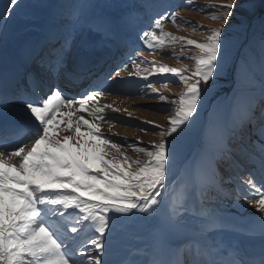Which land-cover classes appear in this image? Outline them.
Returning <instances> with one entry per match:
<instances>
[{"label":"snow or ice","instance_id":"6c2138e0","mask_svg":"<svg viewBox=\"0 0 264 264\" xmlns=\"http://www.w3.org/2000/svg\"><path fill=\"white\" fill-rule=\"evenodd\" d=\"M21 3L22 0H6L0 22L6 23ZM185 7L193 11L214 9L211 18L220 21V26L194 25V30L201 31L202 42L175 36L164 32L162 27L164 21L176 23L179 12L172 11L156 19L152 30L143 31L139 39L150 54L162 50L166 41L169 45L183 41L194 46L197 54L185 57L194 61L191 74L187 73V66L181 70L158 65L156 61L129 59L135 69L129 76L146 73L143 79L147 81L148 76L156 73L172 74L171 78L158 77L162 87L167 88L168 83L183 85L178 97L169 101L166 127L154 121L143 122L152 125L159 136V143L150 147L138 146L139 141L136 145L129 144L126 138L113 140L96 123L77 115L87 112L94 121L123 122L103 115L105 107L112 105L98 106L99 98L109 94L102 86L86 91L76 100L64 95L60 84H48L49 92L39 96L40 85L49 79L62 81L68 88L90 72L89 59L73 52L83 29L80 15L75 11L66 15L63 29L50 49L33 61V69L25 70L23 81L16 82L17 89L23 83L37 98L22 101L23 114L30 123L10 126L21 137L20 146L9 151L6 145H0L4 149L0 150V264H109L104 260L108 237L122 227L124 219L137 213L148 214L154 220V234L163 241L160 251L143 264H222L216 258L222 255L220 249L209 243L210 220L206 214L180 200L174 201L164 215H158L157 209L168 192V177L175 166L179 137L199 115L217 78L229 70L238 55L230 29L244 31L257 16L264 27V0H220L205 6L186 0ZM261 63L264 65V39ZM141 64L152 67L141 68ZM123 67L127 69L129 64ZM145 86L157 93L160 100L168 99L159 95L151 81ZM7 94V88L0 90V99ZM89 102L96 103L89 107ZM6 111V104L0 103V118ZM249 124L253 134L264 136V110L259 117L253 112ZM85 127L87 130L81 131ZM61 132L69 134L61 136ZM121 148L131 149L144 159L132 160ZM109 156L112 158L108 159ZM14 158H19L18 164L12 163ZM215 163L219 172L221 167L227 171L238 161L234 153L222 149ZM260 169L264 171V157L260 159ZM245 185L250 193L245 199L264 214V176L258 183L255 173H250ZM258 218L264 230V215ZM121 264L135 262L126 260Z\"/></svg>","mask_w":264,"mask_h":264},{"label":"rangeland","instance_id":"374dc122","mask_svg":"<svg viewBox=\"0 0 264 264\" xmlns=\"http://www.w3.org/2000/svg\"><path fill=\"white\" fill-rule=\"evenodd\" d=\"M76 1L72 0L71 5L65 7L62 0H58V3L55 0H22L10 19L6 23L0 22V90L8 89V94L0 99V103L6 104L7 108L0 122L9 118L29 121L23 114L22 101L34 100L37 96L25 88L23 83L17 89L16 82L23 81L25 70L33 69L35 67L33 61L50 49L55 37L61 32L60 26L63 27L66 15L74 6L78 7ZM219 2L220 0H193L196 6ZM5 4L6 0H0V13L4 11ZM185 4L186 0H86L84 5L80 6L81 10L77 12L83 29L77 36L73 52L79 54L83 50L84 56L91 61L104 51L111 50L115 54L106 65L108 69L105 68L103 74L101 71L85 82L79 80L80 84L74 86L73 91L72 87L65 88L62 81L49 79L40 85L39 96L43 97L49 92L48 84H60L64 95L79 100L86 91L95 89V84L100 85L109 94L99 98L98 106L112 105V108L105 107L103 115L123 122L109 124L94 121L87 112H80L77 115L96 123L100 131L113 140L121 141L122 138H126L127 143L134 145L139 141L138 146L143 147L159 143V136L153 130V126L143 122L154 121L156 125L166 127V117L170 114L166 110L171 107L169 101L178 97L183 85L168 83L167 88L162 87L158 77L164 75L171 78L172 74L156 73L148 76L147 81L143 79L146 73L140 77L129 76L130 72L135 71L129 59L132 57L137 61L140 59L156 61L158 65L181 70L187 66V73L191 74L194 70V61L185 57L197 54L198 50L194 46H188L183 41L169 45L166 41V46L162 50L150 54L143 47V41L139 39L143 31L152 30L151 26L156 19L172 11L179 12L176 23L164 21L162 27L164 32L175 36L202 42L201 31L199 28L194 30V25H203L204 28L220 26V21L211 18L210 12L214 9L193 11L190 7H185ZM56 17L60 19V23L59 25L55 23L57 28L54 30L51 25ZM180 18L191 23H183ZM156 31L159 33L160 30ZM230 31L235 36L238 55L229 70L217 78L209 98L199 109V115L179 137L180 146L175 166L168 177V192L164 194L163 203L157 209L158 215L166 214L171 208L174 196L178 194L177 190L184 184L183 177L189 175L196 181V174L202 164L199 157L209 159L215 176L211 181L212 188L202 198L199 211L211 219L209 243L220 249L221 253L233 251L227 245L230 242L229 237L247 240L258 238V234L264 237V230L258 218L264 214L259 213L257 208L245 199V195L250 194L245 185L249 174L254 172L258 183L264 176V171L260 169V159L264 157L262 149L264 136L253 134L249 124L253 112L259 117L264 110V65L261 63L264 27L257 16L249 22L244 31H239L235 27ZM173 53L181 58L176 59ZM124 64H129V67L125 69ZM140 67L151 69L152 65L141 64ZM117 72L119 76L116 75ZM148 81L155 85L159 95L168 99L160 100L157 93H153L145 86ZM84 88H87L86 91ZM94 103L96 102H89L88 106L91 107ZM60 127L63 128L64 125ZM141 128L149 130L145 132L141 131ZM5 129L0 128V145H6L9 151L14 150L20 146L21 137L14 134L10 128ZM86 130V127L81 128V131ZM68 134L60 133L61 136ZM24 142L31 147L30 141L25 139ZM221 149L234 153L238 163L227 171L221 167L217 172L215 162L220 159ZM121 152L132 160L144 159L131 149L121 148ZM107 158L111 159L112 156ZM12 163L18 164L19 158H14ZM153 223L154 220L148 214L141 213L124 219L122 227L108 237L109 247L104 260L109 264H121L130 257L129 260L135 264H143L157 254L163 241L155 236ZM217 234L227 237L226 242L217 243L213 238ZM229 259L239 261L233 255H230Z\"/></svg>","mask_w":264,"mask_h":264},{"label":"trees","instance_id":"16d2710c","mask_svg":"<svg viewBox=\"0 0 264 264\" xmlns=\"http://www.w3.org/2000/svg\"><path fill=\"white\" fill-rule=\"evenodd\" d=\"M55 1L56 3H58V0ZM71 1L72 0H62V3L65 5V7H69L71 5ZM85 1L86 0H77L76 2L78 7L74 6L71 10L79 12L81 10L80 6L84 5ZM59 20L60 19L56 17L55 21L53 20V26L59 25ZM60 28V31H62L63 27L60 26ZM199 159V161H202V164L200 165L201 168L197 173L198 177L196 174V181H193L189 175H185L183 177L184 184H182V186L177 190L178 194L174 196V201L180 200L181 202H187L190 206L195 207L198 210L200 208V204H202V198L205 195L206 189H209V187L211 186L212 178H214L215 176L211 168L213 167V165L211 164L210 160L201 159V157H199ZM207 211L209 212V209Z\"/></svg>","mask_w":264,"mask_h":264},{"label":"bare ground","instance_id":"6f19581e","mask_svg":"<svg viewBox=\"0 0 264 264\" xmlns=\"http://www.w3.org/2000/svg\"><path fill=\"white\" fill-rule=\"evenodd\" d=\"M139 40H137L138 42ZM133 43V42H132ZM99 55V54H98ZM94 56V55H93ZM97 58V57H96ZM99 59V57H98ZM4 124H6V126H11V125H16L17 122L15 120V118H9L8 120L5 121H1L0 122V127L4 126ZM25 125V121L23 124H20L19 126H23ZM7 142V141H6ZM254 230H257L256 228H254ZM217 243H225L226 242V238L224 235L222 236V234H217L213 237ZM230 242H228V246L231 247L234 251L235 254H239L241 257L243 262L250 260L251 263H253L254 258L255 257V252L253 250V247L255 246V244H259L261 240H264V237L261 236V234H258V238L256 239H243V238H239V239H235V238H231L229 237Z\"/></svg>","mask_w":264,"mask_h":264}]
</instances>
